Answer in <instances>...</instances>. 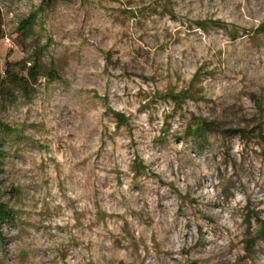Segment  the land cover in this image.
I'll list each match as a JSON object with an SVG mask.
<instances>
[{"label":"rangeland","instance_id":"obj_1","mask_svg":"<svg viewBox=\"0 0 264 264\" xmlns=\"http://www.w3.org/2000/svg\"><path fill=\"white\" fill-rule=\"evenodd\" d=\"M0 204V264H264V0H0Z\"/></svg>","mask_w":264,"mask_h":264},{"label":"trees","instance_id":"obj_2","mask_svg":"<svg viewBox=\"0 0 264 264\" xmlns=\"http://www.w3.org/2000/svg\"><path fill=\"white\" fill-rule=\"evenodd\" d=\"M53 1L54 0H47V3L49 4V3H52ZM28 23L29 22H24L21 27H23L24 30H26L28 28V25H29ZM9 73L10 72L8 70L5 71V74L9 75ZM27 75H28L27 78L31 79V80H34V79L37 78V76L39 75V66H38V64L36 62L33 63L31 68L29 69ZM117 117H120V116H117ZM199 126H201V125H199ZM8 217H9V214L7 212V209H6L5 205L4 204H0V224H1V222L4 219H6Z\"/></svg>","mask_w":264,"mask_h":264}]
</instances>
